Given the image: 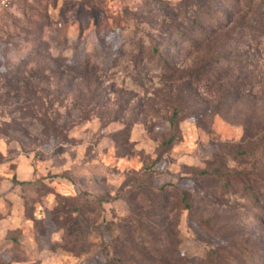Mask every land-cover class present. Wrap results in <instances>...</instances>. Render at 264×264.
Returning <instances> with one entry per match:
<instances>
[{
    "label": "rangeland",
    "instance_id": "1",
    "mask_svg": "<svg viewBox=\"0 0 264 264\" xmlns=\"http://www.w3.org/2000/svg\"><path fill=\"white\" fill-rule=\"evenodd\" d=\"M258 7L14 0L0 15V264H264Z\"/></svg>",
    "mask_w": 264,
    "mask_h": 264
},
{
    "label": "trees",
    "instance_id": "2",
    "mask_svg": "<svg viewBox=\"0 0 264 264\" xmlns=\"http://www.w3.org/2000/svg\"><path fill=\"white\" fill-rule=\"evenodd\" d=\"M256 12L258 13V14H264V7H258L257 9H256ZM160 52H158L157 51V54H159ZM170 74V72H168V75ZM171 77V79L170 80H173V81H177V80H180L181 79V75H178V78L176 77V79H175V75L174 74H172V75H170L169 76V78ZM172 122H174V119L172 120ZM213 173H215V174H220V172L219 171H215V172H213ZM201 176H206V173H201ZM220 176H225L226 178L227 177H229V176H227V175H224V174H221ZM162 189H165L164 187L162 188ZM244 190L246 191V192H248V193H253V190L250 188V187H247V188H244ZM158 246V245H157Z\"/></svg>",
    "mask_w": 264,
    "mask_h": 264
},
{
    "label": "built area",
    "instance_id": "3",
    "mask_svg": "<svg viewBox=\"0 0 264 264\" xmlns=\"http://www.w3.org/2000/svg\"><path fill=\"white\" fill-rule=\"evenodd\" d=\"M14 6V0H0V15L9 12Z\"/></svg>",
    "mask_w": 264,
    "mask_h": 264
}]
</instances>
